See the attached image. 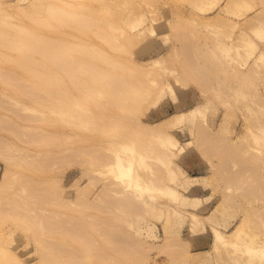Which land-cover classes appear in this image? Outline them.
<instances>
[{
	"label": "rangeland",
	"instance_id": "1",
	"mask_svg": "<svg viewBox=\"0 0 264 264\" xmlns=\"http://www.w3.org/2000/svg\"><path fill=\"white\" fill-rule=\"evenodd\" d=\"M20 28L58 80L0 45V264H264V0H0Z\"/></svg>",
	"mask_w": 264,
	"mask_h": 264
},
{
	"label": "bare ground",
	"instance_id": "2",
	"mask_svg": "<svg viewBox=\"0 0 264 264\" xmlns=\"http://www.w3.org/2000/svg\"><path fill=\"white\" fill-rule=\"evenodd\" d=\"M54 6L55 5L53 3H51V2L49 3V7L51 8V16H54L55 14L58 13L56 11V9L54 8ZM229 6H230V4H229ZM226 8H224V9L226 10ZM240 16H242V14H239V17ZM38 21L40 22V24L42 26L51 25L50 18H43L42 17ZM20 31H22V35L18 39H12V38L6 36L3 32H0V45H4L10 49H15V50L19 51V55L16 57L15 62L28 71L29 79L21 80V82L18 81L20 83L18 90L21 93L32 94L35 98V101L38 103H48L49 101H47V99L52 98L53 95H52L51 91L49 90L50 89L49 85L42 83L41 79L45 78L50 83H53L54 81L58 80V77L55 75L53 68H52V61L54 59V53H53V50H50L52 47H54V43L46 40L43 37H37L35 39H32V36L34 34V30L31 28H25L24 30L20 28ZM189 45L190 44H188V46H187V44H186V47H189ZM35 52L40 53L42 60L38 64L40 66H44L46 69H48L49 70L48 74H46V73L38 74L36 72L35 63L37 61L35 59H33V53H35ZM205 56H207V55L205 54ZM3 57H4V54H2L0 52V58H3ZM57 57L59 59H61V54L59 53ZM4 76H5V79H8V80H13V78H14V76L11 74L5 75V73H3L2 75H0V77H4ZM91 76L95 79L94 80L95 82L104 83L103 87L99 90V92H104L105 90H107V92L109 90V92L111 94L113 91H110V90H114V92H119V91H115V90H117V88L112 84V82L114 80L118 82V78L114 77L110 72L103 73V72H100L97 70H91ZM107 83H108V85H109V83L111 84L110 89H109V86L107 85ZM106 85L108 87H106ZM112 86H113V88L115 87L116 89L115 88L113 89ZM114 94H116V93H114ZM11 105L12 104L7 103L6 106L10 107ZM18 113L22 116V114L20 112H18ZM24 116L28 117V115H24ZM118 173H119V177L122 179L131 177L132 168L127 167V166H121L119 168ZM262 187H263V185H262ZM240 226L242 228L244 227L240 224L239 228H240ZM239 228L238 227L235 228L232 231L231 235L238 237L241 230H243V229H239ZM216 233H217V236L219 239L225 238L224 231L218 229ZM181 244L182 243H180L179 246H182ZM183 246H184V244H183ZM53 253L43 259V264H58V262H57L58 256L55 253H54L55 254L54 255ZM72 263L74 264V261H72Z\"/></svg>",
	"mask_w": 264,
	"mask_h": 264
}]
</instances>
